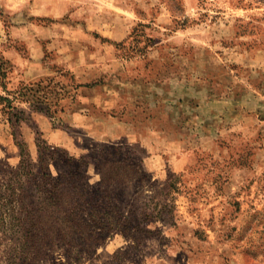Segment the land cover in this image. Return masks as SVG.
<instances>
[{
	"label": "rangeland",
	"instance_id": "rangeland-1",
	"mask_svg": "<svg viewBox=\"0 0 264 264\" xmlns=\"http://www.w3.org/2000/svg\"><path fill=\"white\" fill-rule=\"evenodd\" d=\"M0 57V264H264V0H0Z\"/></svg>",
	"mask_w": 264,
	"mask_h": 264
},
{
	"label": "trees",
	"instance_id": "trees-1",
	"mask_svg": "<svg viewBox=\"0 0 264 264\" xmlns=\"http://www.w3.org/2000/svg\"><path fill=\"white\" fill-rule=\"evenodd\" d=\"M3 64H4V61L2 60V58L0 57V77H5V69L3 68ZM1 84V83H0ZM1 87L4 89V90H6V86H5V84H1ZM25 88V87H24ZM7 92V94H10L11 93V91H6ZM0 100L1 101H5V103H6V105H5V108H7L8 110H13V109H16V107H14L13 105H12V103H11V99L9 98V97H7V96H0ZM15 116H16V120H18L19 118H18V115H17V113H15L14 114ZM20 150H21V156L23 157L24 155H25V152H24V149H23V147L22 146H20ZM21 163H22V161H21Z\"/></svg>",
	"mask_w": 264,
	"mask_h": 264
},
{
	"label": "crops",
	"instance_id": "crops-1",
	"mask_svg": "<svg viewBox=\"0 0 264 264\" xmlns=\"http://www.w3.org/2000/svg\"><path fill=\"white\" fill-rule=\"evenodd\" d=\"M33 76H35L34 74L33 75H31V77H33ZM30 78V77H29Z\"/></svg>",
	"mask_w": 264,
	"mask_h": 264
}]
</instances>
